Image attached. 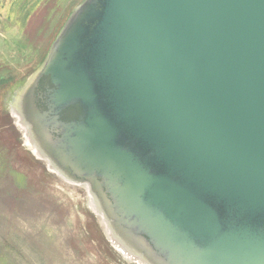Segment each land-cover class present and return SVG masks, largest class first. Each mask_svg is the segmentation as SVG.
I'll return each instance as SVG.
<instances>
[{"label": "water", "instance_id": "1", "mask_svg": "<svg viewBox=\"0 0 264 264\" xmlns=\"http://www.w3.org/2000/svg\"><path fill=\"white\" fill-rule=\"evenodd\" d=\"M12 110L130 259L264 264V0H83Z\"/></svg>", "mask_w": 264, "mask_h": 264}, {"label": "rangeland", "instance_id": "2", "mask_svg": "<svg viewBox=\"0 0 264 264\" xmlns=\"http://www.w3.org/2000/svg\"><path fill=\"white\" fill-rule=\"evenodd\" d=\"M82 2L0 0V264H123L87 186L58 181L24 149L11 104Z\"/></svg>", "mask_w": 264, "mask_h": 264}, {"label": "bare ground", "instance_id": "3", "mask_svg": "<svg viewBox=\"0 0 264 264\" xmlns=\"http://www.w3.org/2000/svg\"><path fill=\"white\" fill-rule=\"evenodd\" d=\"M15 95V94H14ZM14 95H13V97L11 98V104H13V101H14ZM28 128H29V125L27 124L26 125ZM20 127H21V129L24 131V128H25V126H22V125H20ZM9 132V131H8ZM26 137V136H25ZM25 141H24V143H23V147H24V149L25 150H27L28 152L30 151L31 152V154H33L34 155V153H33V150H32V147H31V145H30V143H29V140H28V138L26 137L25 139H24ZM37 156H35L38 160H40L48 169H49V174L50 175H52V176H54V178L56 177V179L58 180V181H63L64 183H66L59 175H56L57 173H59L61 176H64V174L59 170V169H57L56 168V166L49 160V159H47L42 153H37L36 154ZM46 160V161H48V162H45L44 160ZM51 172V173H50ZM54 173V174H53ZM65 177V176H64ZM66 178V177H65ZM66 184H68V183H66ZM90 199H91V204H93V199H92V197L90 196ZM88 203H89V200H88ZM90 205V204H89ZM106 231V230H105ZM106 237V236H105ZM109 238H110V236H109ZM106 239H107V241L109 242V247H110V249L112 250V252L114 253V255L116 256V258L120 261V262H122L123 264H132V263H134L135 262V264H139V263H137V261L136 260H132V259H130V258H135V256L126 248V247H124L119 241H117V243L119 244H117L118 246L116 247V245H114V244H112V240L110 241V239H108V237H106ZM121 252H123V253H125V252H127L131 257H129L128 258V256L127 255H124V254H122ZM127 256V257H126Z\"/></svg>", "mask_w": 264, "mask_h": 264}]
</instances>
